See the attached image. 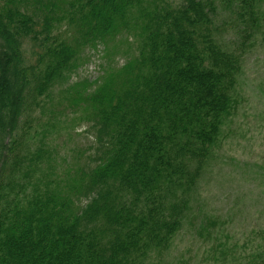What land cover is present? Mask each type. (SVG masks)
<instances>
[{
    "label": "trees",
    "instance_id": "1",
    "mask_svg": "<svg viewBox=\"0 0 264 264\" xmlns=\"http://www.w3.org/2000/svg\"><path fill=\"white\" fill-rule=\"evenodd\" d=\"M27 2L0 10V264H160L237 107L264 0ZM221 9L235 18L228 31L214 24ZM122 30L133 32L135 51L73 103L91 122L90 160L67 192L33 181L51 165L42 145L28 143L44 97L83 46ZM230 33L239 50L221 41ZM25 38L35 63L24 58Z\"/></svg>",
    "mask_w": 264,
    "mask_h": 264
},
{
    "label": "rangeland",
    "instance_id": "2",
    "mask_svg": "<svg viewBox=\"0 0 264 264\" xmlns=\"http://www.w3.org/2000/svg\"><path fill=\"white\" fill-rule=\"evenodd\" d=\"M27 1L24 9L34 0ZM168 1L176 6L181 0ZM7 3L0 0V10ZM234 19L221 9L214 24L231 25ZM239 40L233 33L228 42L221 39L236 50ZM136 42L133 32L122 30L97 46H83L54 82L44 107L36 113L33 144L28 142L32 150L42 145L51 165L42 164L33 181L50 179L53 186L66 191L76 168L90 160L95 151V137L88 130L91 122L80 118L83 107L73 103L124 66ZM22 48L24 58L35 63L38 49L28 38ZM235 93L237 107L222 127L182 227L159 258L160 264H254L264 257V21L246 50ZM34 130L41 139H36Z\"/></svg>",
    "mask_w": 264,
    "mask_h": 264
}]
</instances>
